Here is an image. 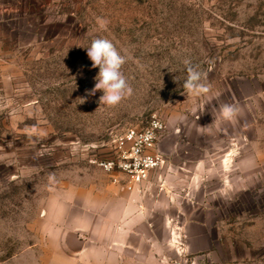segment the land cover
Returning <instances> with one entry per match:
<instances>
[{
  "label": "rangeland",
  "instance_id": "1",
  "mask_svg": "<svg viewBox=\"0 0 264 264\" xmlns=\"http://www.w3.org/2000/svg\"><path fill=\"white\" fill-rule=\"evenodd\" d=\"M97 37L126 58L133 90L112 107L99 91L77 101L96 83ZM184 59L209 93L184 94ZM224 103L240 109L231 121ZM154 117L166 163L148 181L152 196L156 181L169 191L154 215L169 264H264V0H0V264L62 259L45 211L55 221L78 190L109 181L91 161ZM165 225L179 228L178 259ZM181 225H193L192 256Z\"/></svg>",
  "mask_w": 264,
  "mask_h": 264
},
{
  "label": "crops",
  "instance_id": "2",
  "mask_svg": "<svg viewBox=\"0 0 264 264\" xmlns=\"http://www.w3.org/2000/svg\"><path fill=\"white\" fill-rule=\"evenodd\" d=\"M105 184L91 185L77 195L73 203L64 201L65 213L56 210L58 218L48 221L45 211L43 225H48L46 238L56 240L62 259L53 258L54 264H163L172 260L163 254L162 239L154 230L155 209L162 204L157 198L165 189L156 181L159 192L150 191L151 181H147L134 191L128 190L127 177L108 176ZM163 189V190H162ZM169 192L168 190H165ZM69 194V192L67 193ZM71 194V193H70ZM170 196V195H169ZM63 204L60 202L58 205ZM189 226L181 225L180 231L186 241V257L189 253L188 240L194 236L188 232ZM168 232L166 246L180 258L178 246L179 228L165 225Z\"/></svg>",
  "mask_w": 264,
  "mask_h": 264
},
{
  "label": "clouds",
  "instance_id": "3",
  "mask_svg": "<svg viewBox=\"0 0 264 264\" xmlns=\"http://www.w3.org/2000/svg\"><path fill=\"white\" fill-rule=\"evenodd\" d=\"M97 23L101 29H104L108 21L98 17ZM86 49L87 56L92 61V67H98L99 72L95 77L94 87L86 90L84 97L77 99L78 104L85 103L89 96H95L99 91L102 92L98 100L100 105L109 107L118 105L133 91L121 70L126 63V58L107 38H94ZM183 64L186 71V78L182 84L184 94L187 97H192L209 93L210 86L203 82L207 74L200 71L199 66L193 65L190 59H184ZM219 111L224 120L231 121L239 114L240 109L234 104L224 103L220 106Z\"/></svg>",
  "mask_w": 264,
  "mask_h": 264
},
{
  "label": "built area",
  "instance_id": "4",
  "mask_svg": "<svg viewBox=\"0 0 264 264\" xmlns=\"http://www.w3.org/2000/svg\"><path fill=\"white\" fill-rule=\"evenodd\" d=\"M165 132V123L154 117L143 128L130 129L116 137L112 159L94 160L91 164L110 175L127 177L128 190L134 191L146 183L153 172L165 165V154L160 149V141Z\"/></svg>",
  "mask_w": 264,
  "mask_h": 264
}]
</instances>
